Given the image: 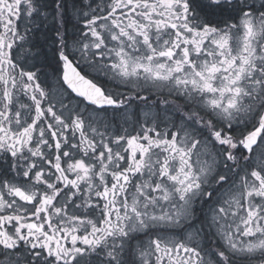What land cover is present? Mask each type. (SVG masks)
Returning a JSON list of instances; mask_svg holds the SVG:
<instances>
[{"label":"snow or ice","instance_id":"obj_1","mask_svg":"<svg viewBox=\"0 0 264 264\" xmlns=\"http://www.w3.org/2000/svg\"><path fill=\"white\" fill-rule=\"evenodd\" d=\"M0 264H264V0H0Z\"/></svg>","mask_w":264,"mask_h":264}]
</instances>
